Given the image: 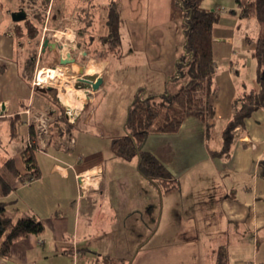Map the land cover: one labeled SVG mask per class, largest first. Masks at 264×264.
<instances>
[{
    "label": "crops",
    "instance_id": "obj_1",
    "mask_svg": "<svg viewBox=\"0 0 264 264\" xmlns=\"http://www.w3.org/2000/svg\"><path fill=\"white\" fill-rule=\"evenodd\" d=\"M8 1L0 0V172L9 175L13 187L8 194L0 188V200L6 202L8 215L18 219L34 214L45 230L16 240L7 256L0 255V264H217L221 246L228 264H264V104L235 129L228 155L211 154L222 147L234 102L245 89L257 87L256 61L253 74L246 71L255 47L247 37H256L243 35L239 45L235 32L242 6L228 0L226 9L217 2L220 19L213 45L218 89L211 96V135L206 120L191 115L178 131L153 132L146 140L145 146L178 178L177 187L161 192L140 173L136 158L114 154L116 131H110L109 144L102 140L110 123L105 116L99 120L97 112L111 87L127 79L121 75L125 68L131 67L136 76L153 69L152 77L139 78L135 86L154 92L165 88L180 53L183 13L176 0H118L123 38L119 59L128 55L131 60L102 75L100 88L89 89V101H81L82 88L39 90L25 67L29 57L35 65L43 55L49 54L46 61L61 57L62 49L44 46L49 28L64 34L63 50L76 49L87 36L79 38L77 32L88 22L96 35L105 33L109 0H55L61 5L39 39L16 34L12 12L19 7ZM106 63L90 59L85 70L99 73ZM44 111L53 120L44 148L35 150L39 175L29 179L24 149L35 114ZM10 158L19 177L6 170ZM80 174L88 175L83 190Z\"/></svg>",
    "mask_w": 264,
    "mask_h": 264
},
{
    "label": "trees",
    "instance_id": "obj_2",
    "mask_svg": "<svg viewBox=\"0 0 264 264\" xmlns=\"http://www.w3.org/2000/svg\"><path fill=\"white\" fill-rule=\"evenodd\" d=\"M51 0H43L48 6ZM203 0H176L183 16L178 26L179 55L173 75L166 81L165 88L160 92L147 91L139 87L128 107L127 119L124 124L125 133L114 137L112 149L115 155L131 160L137 158L140 173L154 182L161 192L168 191L179 185L177 176L145 146L150 133L176 132L184 121L191 115L206 120L207 136L211 135L213 122L209 116L214 114L211 96L216 93L215 84L216 63L214 56V28L220 19L216 8L204 7ZM242 6L243 16H255L261 23L260 34L256 38H248L254 43L252 55L256 60L257 87L245 89L239 100L234 102V113L223 131V144L218 150L211 149L212 155H228L231 151L235 129L243 127L246 119L254 110L264 104V0H236ZM1 4V2H0ZM34 21L27 17L16 22V34L27 35L39 39L45 17ZM37 19V18H36ZM94 25L88 22L79 28L87 33L83 40L78 41L82 48L91 47L96 39L101 40L104 50L100 54L105 58L109 55L120 57L123 52V38L121 33V17L118 0H109L105 20V33L96 35L91 30ZM88 51V50H87ZM37 51L35 52L36 55ZM60 55L54 57V64H59ZM35 58L29 57L25 67V75L32 79ZM169 82L176 83L177 89L171 90ZM15 123L12 122L14 130ZM30 138L32 145L24 149L25 162L28 168L27 177L36 178L39 168L35 158V150L39 147L38 133L34 125L31 127ZM6 170L19 177L14 167L13 159L6 162ZM20 177H22L20 175ZM13 187L9 175L0 172V188L3 194H8ZM45 230L44 221L32 214L18 219L6 213V202L0 200V255L7 256L13 243L30 233L41 234ZM217 264H228L226 248L220 247L217 254Z\"/></svg>",
    "mask_w": 264,
    "mask_h": 264
},
{
    "label": "rangeland",
    "instance_id": "obj_3",
    "mask_svg": "<svg viewBox=\"0 0 264 264\" xmlns=\"http://www.w3.org/2000/svg\"><path fill=\"white\" fill-rule=\"evenodd\" d=\"M4 2H6V0H3ZM55 1V0H54ZM53 0L50 1V4L48 6H44L43 5V0H9L8 1V5L11 4L12 6L15 7H19L20 8H25L28 12V17L33 19L34 21H37L39 18V16L41 17H45V20L43 22V24L40 23V25L43 27L46 26L47 23H50V19L52 18V16L54 14H57V9L58 6L61 5V2L55 1L54 3ZM61 1V0H60ZM221 3L220 6L226 8L228 7V0H203L202 1V5L213 9L218 7V3ZM54 3V4H53ZM237 3V2H236ZM218 4V5H217ZM217 5V6H216ZM227 9V8H226ZM237 9V13L240 14V10L238 7H236ZM243 16V15H242ZM37 18V19H36ZM103 27V26H102ZM103 29L97 28L96 32L98 34H100L102 32ZM261 31V23L259 22V20L255 17V16H243L241 24L239 25V28L237 31L238 34V44L240 45L243 42V35H250V36H254L257 37L260 34ZM78 36L79 35H84L83 31H79L77 32ZM47 37L49 39V42L51 41H56L58 44H60L61 42L66 43L65 41V37L64 34L63 37L61 36L60 32H57L56 30H53L52 28H49V30L46 31ZM71 37V36H70ZM80 38V36H79ZM241 38V39H240ZM57 39H59L57 41ZM47 45H50V43H48ZM62 45V44H60ZM66 46V44H65ZM68 46V45H67ZM48 47V46H46ZM69 48V47H67ZM82 46H77L75 50H71L72 55L77 57V63H79L80 66H82V68H77V66L73 65V64H54L52 59L51 61H46L47 58H49V54L48 56H44L40 62H38L37 65H35L34 67V72H33V77L36 76L39 71L40 68H51V69H56L54 67H59L57 69H59L60 71H63L59 73L57 75V77H55L54 79H52L50 82H45L44 86L45 87H54V86H58L60 87L63 91H68L70 88H79L77 85H83L85 84L83 81H78V77L79 76H83L85 75V65L86 63L90 60V59H96V60H100V61H107L108 63H106V65L108 67H105L104 70H102L99 73H94L95 75H104V74H108L110 68L112 69V67H114L115 69L117 67L115 66H119L120 64H126L128 62V60L130 61V57L128 55H125V57H122L121 59H119L118 57L114 56V55H109L108 57H103L100 54L101 50H104V45L101 43V40H96L95 42H93L91 44V47L89 46L88 48H82ZM58 49H62V47H59ZM69 50V49H68ZM85 51V53L83 51ZM88 50V51H87ZM87 51V54H86ZM39 53V52H38ZM128 54V53H126ZM250 56L246 62V71L250 70V73L252 71L253 74V68L255 67V58L252 55V52H249ZM146 59V58H144ZM140 60H142V58H140ZM218 61L220 64H222L223 59L218 57ZM227 62V61H226ZM151 65V64H150ZM124 66V65H123ZM149 66V64H148ZM95 68V66H93ZM113 68V75L115 76V71ZM82 69V70H81ZM153 70V69H150ZM149 69L146 70V72H140L137 73L138 75L136 76L135 73L132 72L131 67L125 68L123 69V72H121V75H124L125 77H127V79L125 80L124 83H115V87H111L110 92L106 95V97H104L103 101H100V107L98 109L97 112V117L99 116V120L102 117H106V120H109L110 125H108L106 127V138H103L102 140L104 142H106V144L110 143V135L112 134V132L118 133V135H123L125 133V129H124V124L125 121L127 119V114H128V107L130 105V103L132 102L133 98H134V94L136 92V90L139 88V86H135V84L138 85V79L142 78V77H152V72ZM86 74H88L86 72ZM236 75V74H235ZM158 76V75H155ZM137 77V78H136ZM239 79H242V76H235ZM135 80V81H133ZM137 80V81H136ZM141 80V79H140ZM139 80V81H140ZM177 84L176 83H172L170 85V89L171 90H176L177 89ZM83 91L81 92V101H85L86 100V93L85 90H87L86 88H82ZM90 89H92V87H90ZM152 91V89L150 90ZM155 91V90H154ZM216 94V93H215ZM213 94V95H215ZM212 95V96H213ZM101 97H99L100 99ZM99 101V100H98ZM108 104V105H107ZM106 106H107V110H106ZM222 122V120H221ZM112 131V132H110ZM109 136V137H107ZM102 141V144H104V142ZM137 160L134 159V161ZM108 162V161H107ZM128 162V161H126Z\"/></svg>",
    "mask_w": 264,
    "mask_h": 264
},
{
    "label": "water",
    "instance_id": "obj_4",
    "mask_svg": "<svg viewBox=\"0 0 264 264\" xmlns=\"http://www.w3.org/2000/svg\"><path fill=\"white\" fill-rule=\"evenodd\" d=\"M27 17H28V12L25 8H20V9L12 12V18L15 21H22V20H25ZM48 43L52 44L56 49H58L59 47H62V45L58 44L56 41L55 42H49V39L46 38L44 40V46L46 47ZM76 61H77V58H76V56L72 55L71 51L67 52L66 56H61L60 60H59L60 64L72 63V64H75L76 66H78L79 68H82V66L78 65L76 63ZM78 81H83L85 83L83 85H77V86L79 88H86L87 89L85 91L86 100L89 101L91 98V92L89 91L90 87H92L93 90H98L104 81V77L102 75L86 74V72H85V75L78 77ZM37 88L41 91H47L48 89H50V87H42V86L41 87L39 86Z\"/></svg>",
    "mask_w": 264,
    "mask_h": 264
},
{
    "label": "built area",
    "instance_id": "obj_5",
    "mask_svg": "<svg viewBox=\"0 0 264 264\" xmlns=\"http://www.w3.org/2000/svg\"><path fill=\"white\" fill-rule=\"evenodd\" d=\"M63 48H64V45H63ZM63 48H62V55L61 56H66L67 55V52H69L70 51V49L68 50V49H66V50H63ZM54 68H59V67H54ZM51 68H46V67H44V68H40V71H39V73L36 75V76H34L33 77V85H34V87H45L44 86V83L45 82H42L41 80H40V73H41V71H47V70H50ZM30 111L29 110H27V113H29ZM30 119V118H29ZM53 119L51 118V116H50V114L47 112V111H44V112H39V113H37V114H35V116H34V118H33V120H32V122H33V124H34V126L36 127V130H37V132H38V135H39V137H40V141H41V144H40V146L38 147V149H43L44 148V146H45V140H44V136L46 135V134H48L49 133V130H50V124H51V121H52ZM33 140L29 137V139H28V144L29 145H32V143L34 142H32ZM79 178H80V185H81V188H82V190L85 188L84 187V182L86 181V178H88V175L86 176V175H83V174H80L79 175Z\"/></svg>",
    "mask_w": 264,
    "mask_h": 264
},
{
    "label": "bare ground",
    "instance_id": "obj_6",
    "mask_svg": "<svg viewBox=\"0 0 264 264\" xmlns=\"http://www.w3.org/2000/svg\"><path fill=\"white\" fill-rule=\"evenodd\" d=\"M78 68V66H77ZM89 69H95L92 64H90ZM61 73V71L59 69H50L47 71H41L40 73V80L42 82H50L52 79H54L55 77H57V75Z\"/></svg>",
    "mask_w": 264,
    "mask_h": 264
}]
</instances>
